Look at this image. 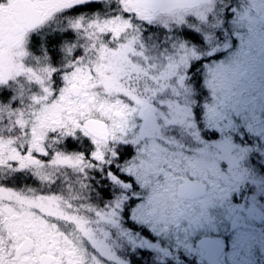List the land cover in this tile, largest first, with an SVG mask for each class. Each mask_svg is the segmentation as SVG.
Segmentation results:
<instances>
[{
  "label": "rangeland",
  "instance_id": "rangeland-1",
  "mask_svg": "<svg viewBox=\"0 0 264 264\" xmlns=\"http://www.w3.org/2000/svg\"><path fill=\"white\" fill-rule=\"evenodd\" d=\"M29 1L50 8L33 32L0 14V264H202L196 242L222 220L264 219V97L239 95L253 84L226 79L225 57L252 38L256 0L163 16L135 0ZM91 1L104 11L66 12ZM195 184L204 195H178Z\"/></svg>",
  "mask_w": 264,
  "mask_h": 264
},
{
  "label": "water",
  "instance_id": "water-1",
  "mask_svg": "<svg viewBox=\"0 0 264 264\" xmlns=\"http://www.w3.org/2000/svg\"><path fill=\"white\" fill-rule=\"evenodd\" d=\"M74 0L73 2H75ZM212 0H135L137 7L150 12L153 15H168L175 11L193 10L201 5L210 3ZM50 8L37 5L29 0H14L8 8H0V12L4 15L9 14L7 22L11 26V34L14 36L22 34L24 31L31 32L41 26L44 17V10L48 11ZM87 128L99 131L101 135H104L107 131V124L96 120L89 119L84 124ZM28 161L36 163L37 159L28 157ZM205 189L201 185H189L183 187L179 191L180 197L196 198L204 195ZM207 237H201L203 239ZM198 239V240H199ZM196 242V247L197 243ZM29 246H25L17 250V255L24 251H27ZM51 259L45 258L41 264H50Z\"/></svg>",
  "mask_w": 264,
  "mask_h": 264
},
{
  "label": "snow or ice",
  "instance_id": "snow-or-ice-1",
  "mask_svg": "<svg viewBox=\"0 0 264 264\" xmlns=\"http://www.w3.org/2000/svg\"><path fill=\"white\" fill-rule=\"evenodd\" d=\"M243 213L240 209L213 235L198 240L202 264H257V253L264 252V219L251 221Z\"/></svg>",
  "mask_w": 264,
  "mask_h": 264
},
{
  "label": "flooded vegetation",
  "instance_id": "flooded-vegetation-1",
  "mask_svg": "<svg viewBox=\"0 0 264 264\" xmlns=\"http://www.w3.org/2000/svg\"><path fill=\"white\" fill-rule=\"evenodd\" d=\"M247 2L248 0H243ZM241 2V0H240ZM234 4V2H233ZM256 5H259V12L255 15L257 19V27L255 32H253V36L250 39V36H244L239 40V44L231 45L226 51V59L227 62V77L231 83L236 82V78L242 81L243 83H252L253 85L241 91L239 95L244 98H248L249 101H253L254 103L261 97H264V0H256ZM3 15V14H2ZM5 16V15H3ZM5 16V20H6ZM244 52V54H242ZM253 57L250 60V57ZM237 68H241L239 73ZM244 68V69H243ZM234 86V85H233ZM237 86V85H236ZM256 104H259L255 102ZM93 132H96L92 130ZM23 159L33 166L39 163V158H37L36 163H31L28 161V157L30 155L24 154L22 155ZM1 216V213H0ZM20 247L17 249H21L25 246L33 247V241L31 239H26L24 244L19 245ZM29 248V249H30ZM29 250L22 252L20 255L27 253ZM51 259L50 264H53V258L47 257Z\"/></svg>",
  "mask_w": 264,
  "mask_h": 264
},
{
  "label": "trees",
  "instance_id": "trees-1",
  "mask_svg": "<svg viewBox=\"0 0 264 264\" xmlns=\"http://www.w3.org/2000/svg\"><path fill=\"white\" fill-rule=\"evenodd\" d=\"M103 5L101 2L97 1H91V2H85L78 4L76 6H73L70 10H67L68 15L73 16H88L93 13H101V11H104V8L101 6ZM63 38H61V41H65L67 38L69 39L68 35H63ZM58 38L56 35L51 34L49 37L44 39V48L47 53H53L57 50L58 46ZM194 67V66H193Z\"/></svg>",
  "mask_w": 264,
  "mask_h": 264
}]
</instances>
